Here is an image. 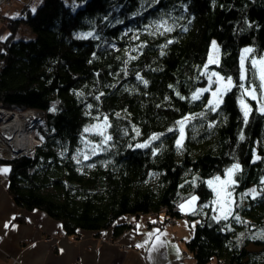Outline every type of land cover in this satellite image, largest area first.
<instances>
[{"label":"trees","instance_id":"obj_1","mask_svg":"<svg viewBox=\"0 0 264 264\" xmlns=\"http://www.w3.org/2000/svg\"><path fill=\"white\" fill-rule=\"evenodd\" d=\"M31 1L17 17L0 16L9 31L0 103L43 113L40 144L0 157L16 207L44 212L74 240L111 228L115 242L143 214L161 216L159 226L195 219L185 242L194 264H264V236H254L264 225V112L249 98L247 119L239 107L244 88L260 92L248 58L240 79V56L245 46L264 53V0ZM21 26L34 37L18 38ZM211 40L219 56L208 69L233 82L215 109L206 93L192 99L207 86ZM101 120L106 137L85 131ZM232 164L235 200L222 219L207 181ZM251 186L254 198L244 194ZM191 195L197 205L184 215Z\"/></svg>","mask_w":264,"mask_h":264},{"label":"crops","instance_id":"obj_2","mask_svg":"<svg viewBox=\"0 0 264 264\" xmlns=\"http://www.w3.org/2000/svg\"><path fill=\"white\" fill-rule=\"evenodd\" d=\"M32 2L9 0L0 16L17 17L21 7ZM8 34L7 26L0 21V51ZM5 170L7 166L0 163V175H6ZM192 197L181 203L185 207L179 211L184 215L192 213L197 205V200L189 203ZM147 216L142 220L131 218L132 227L115 242L111 240V228L96 236L90 231L81 232L74 240L44 212L16 207L5 184L0 183V264H194L185 242L192 237L198 221L182 217L159 226L155 222L161 216Z\"/></svg>","mask_w":264,"mask_h":264},{"label":"rangeland","instance_id":"obj_3","mask_svg":"<svg viewBox=\"0 0 264 264\" xmlns=\"http://www.w3.org/2000/svg\"><path fill=\"white\" fill-rule=\"evenodd\" d=\"M9 0H3V2H0V10L2 9V7H4V4H7ZM17 37H22L24 39H30V38H33L34 37V34L31 32V30L26 27V26H21V31H20V34L17 35ZM213 43L215 44V49L213 48ZM245 49H251L249 46H245L242 48L241 50V56H240V67H241V60L243 59V63H244V67H243V71H244V68H245V63H246V60L247 58L249 59V63L250 65H252V61H259L261 59H264V53L260 56V57H254L252 56L249 52V53H245L244 50ZM218 56H219V48L216 44V42L214 40H211L210 44H209V53H208V57H207V61H206V64H205V67L203 68V75L204 77L206 78L207 80V86L203 89H208L207 91H203L202 93H206L207 94V99L208 101L210 100H213V97H212V92L213 91H216V89L218 88V84L217 83H213V81H215L217 78L215 76H211V73L215 72L213 70H210L208 69L207 66L209 65H213V64H216L218 62ZM210 57H213L217 62L215 63H209V58ZM254 69V68H253ZM242 70V69H241ZM216 73V72H215ZM254 74H255V78L258 82V85H259V89H260V92L259 94L255 91V95H256V99H252V97L250 95H245V91H251L253 88L252 87H248V88H244V91H243V94L241 96V98L239 99V107L244 115V112H245V109L242 107V104H241V100H243L244 104L247 105L248 107V104L247 102L245 101V98H249V99H252L256 102V106H257V109L258 111L262 112L261 111V108L264 107V89H261L260 87V79H259V73L257 72L256 69H254ZM219 75V74H218ZM244 75H245V72H244ZM220 76V75H219ZM225 79V78H224ZM228 78L225 79V81L227 80ZM201 89V90H203ZM201 90H199L196 94L198 93H201ZM248 112H249V107H248ZM245 116V115H244ZM188 117H185L183 119H181L180 121H184V124H183V127H182V133H183V136H184V127L188 121ZM106 128H107V123L105 120H101L95 124H93L92 126L88 127V132L89 133H92V134H97V135H100V136H103V137H106ZM177 128H178V132H179V140L181 141V125L178 123L177 124ZM148 143V142H147ZM146 143V144H147ZM99 148V145L97 144V142L95 143H90L88 144L87 146V152L84 153L86 155H88L89 153H92V152H96V150H98ZM31 153V152H30ZM29 154V153H28ZM26 155V154H25ZM84 155V157L86 156ZM22 156V155H21ZM2 158V157H1ZM4 159V158H2ZM233 165H236V164H232L231 167H229L228 169L232 168ZM227 169V170H228ZM227 170L223 173V175L220 177L221 181H224V180H227ZM1 176V175H0ZM216 177H219V176H213L211 177V179L209 180H215ZM234 179V177H233ZM208 180V181H209ZM0 183H3L1 180H0ZM5 184V183H4ZM207 186L209 187V185L207 184ZM212 187H216V188H219L220 185L218 184H213ZM212 187H209L211 188L212 190ZM255 190V195L257 194V190L255 187H249L247 190L244 191V194L246 193H251L252 190ZM213 191V190H212ZM231 201H232V204H231V213L233 211V204H234V187L232 186L231 189ZM255 195H251L249 194L250 197H255ZM213 202H212V208L215 209V212H216V215L217 217H220L222 219H224V215H225V209H223L221 207V203H222V200L220 203L217 202V197H216V194L213 192ZM181 206V205H180ZM179 206V209H181V207ZM144 218H149V216L147 215H139L138 218H135V219H144ZM254 236H264V225L261 226V227H258L256 232L254 233ZM248 249H251V250H256L259 249V247H254L252 246L251 244L247 246ZM76 264H78L76 262Z\"/></svg>","mask_w":264,"mask_h":264},{"label":"built area","instance_id":"obj_4","mask_svg":"<svg viewBox=\"0 0 264 264\" xmlns=\"http://www.w3.org/2000/svg\"><path fill=\"white\" fill-rule=\"evenodd\" d=\"M42 121V111H10L0 103V157L11 160L32 152L34 147L40 144L36 127ZM0 180L6 183V175H1ZM171 223H174V220H171Z\"/></svg>","mask_w":264,"mask_h":264},{"label":"snow or ice","instance_id":"obj_5","mask_svg":"<svg viewBox=\"0 0 264 264\" xmlns=\"http://www.w3.org/2000/svg\"><path fill=\"white\" fill-rule=\"evenodd\" d=\"M166 30H170V29H166ZM213 48L215 49V44L213 43ZM251 49H245L244 52L245 53H249L251 52ZM217 62L213 57L209 58V63H215ZM243 67H244V63H243V59L241 60V76L240 79L244 80L245 79V75H244V71H243ZM252 67L254 69L257 70V72L259 73V79H260V87L261 89H264V59H261L259 61H252ZM255 75V74H254ZM211 76H215L217 79L215 81H213V83H217L219 86L216 89V91L212 92V97L213 100L208 101L209 106L212 107L213 109H215L216 107L219 106V104L222 102V97L223 95L229 91L231 89V87L233 86V82L231 80V78H228L226 81L223 77L219 76L217 73L213 72L211 73ZM241 87H243V85H241ZM208 89H203L201 90V93L195 94L192 99H199L200 94H202L203 91H207ZM245 95H250L252 97V99H256V95H255V89H252L251 91H245ZM241 104L242 107L245 109L244 115H245V119H247V115H248V107L246 104H244L243 100H241ZM261 111L264 112V107L261 108ZM181 125V139L183 138V133H182V127L184 124V121H179L178 122ZM85 131H88V129H85ZM171 131V130H170ZM243 137H241L242 139ZM152 139H158V137L154 136L152 137ZM141 146H146V145H141ZM181 146V141L177 140V147ZM239 169V165H233L232 168L227 170V180L221 181L220 177H216L215 180H209L207 181V184L209 185V187H212L213 184H218L220 185L219 188L216 187H212L213 192L216 194L217 197V202L221 203V207L223 209H225V215H224V219H227L228 216L231 214V187L235 185V180L233 179V175L235 174V172H238ZM7 171V170H5ZM262 183H264V181H261ZM255 195V190L253 189L251 193H246L245 195ZM196 200V197H192L191 201L189 203H192ZM181 209H184V205L180 206ZM215 218V217H214ZM234 219H239V217H234ZM142 246V245H141Z\"/></svg>","mask_w":264,"mask_h":264},{"label":"bare ground","instance_id":"obj_6","mask_svg":"<svg viewBox=\"0 0 264 264\" xmlns=\"http://www.w3.org/2000/svg\"><path fill=\"white\" fill-rule=\"evenodd\" d=\"M17 110H19V109H16L15 111H17ZM10 111H14V110H10ZM36 134H37V131H36ZM40 141V140H39ZM36 147V146H35Z\"/></svg>","mask_w":264,"mask_h":264}]
</instances>
